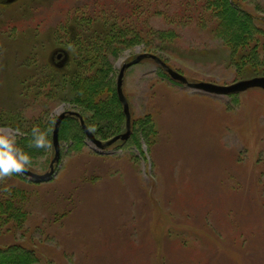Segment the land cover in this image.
<instances>
[{
	"label": "rangeland",
	"instance_id": "rangeland-1",
	"mask_svg": "<svg viewBox=\"0 0 264 264\" xmlns=\"http://www.w3.org/2000/svg\"><path fill=\"white\" fill-rule=\"evenodd\" d=\"M258 76L264 0H0V127L53 170L0 181V255L264 264V90L194 87ZM34 125L47 150L27 148Z\"/></svg>",
	"mask_w": 264,
	"mask_h": 264
},
{
	"label": "clouds",
	"instance_id": "clouds-1",
	"mask_svg": "<svg viewBox=\"0 0 264 264\" xmlns=\"http://www.w3.org/2000/svg\"><path fill=\"white\" fill-rule=\"evenodd\" d=\"M20 130L11 126L0 127V181L14 175H22L29 171L32 155L18 143ZM49 132L34 125L31 128L27 148L47 150L50 148ZM6 187L5 191H10Z\"/></svg>",
	"mask_w": 264,
	"mask_h": 264
},
{
	"label": "water",
	"instance_id": "water-1",
	"mask_svg": "<svg viewBox=\"0 0 264 264\" xmlns=\"http://www.w3.org/2000/svg\"><path fill=\"white\" fill-rule=\"evenodd\" d=\"M143 57H145V56L144 55L138 56L137 59H135V60L139 61ZM134 62L135 61L122 64V66L119 70L118 80H117V91L119 94H121L120 88H121L124 70L127 66H130ZM169 75L174 80H180L183 82L185 81V78L181 74H179L175 71L169 70ZM194 87L197 89L209 92V93L222 94V95L236 93V92H242V91H245V90H247L249 88H253V87H258V88H261L264 90V76H261V77L258 76V77H253V78L246 79V80H241V81L232 83L230 85H217V84L210 83V82H197L194 84ZM64 116H65V113H61L58 116L57 121H56V125H55V127L53 129V133H52V143L54 145L56 153L58 152V146H59V143H58L59 142V140H58L59 123L63 119ZM86 134H87V137L89 138L90 141H92L96 146H99L102 148L103 146L109 145L118 139H121V140L126 139L129 135V131L127 130L125 133L114 136L111 140H109L105 144H102L99 140L95 139L91 133L87 132ZM52 171L53 170L51 169L50 172L48 171L42 175H36L30 171L26 172V174L32 178H45V177H48L52 173Z\"/></svg>",
	"mask_w": 264,
	"mask_h": 264
},
{
	"label": "trees",
	"instance_id": "trees-1",
	"mask_svg": "<svg viewBox=\"0 0 264 264\" xmlns=\"http://www.w3.org/2000/svg\"><path fill=\"white\" fill-rule=\"evenodd\" d=\"M0 262H2V264H16L19 261L17 259H14L12 255H9V256L8 255H6V256L5 255L4 256L0 255Z\"/></svg>",
	"mask_w": 264,
	"mask_h": 264
},
{
	"label": "flooded vegetation",
	"instance_id": "flooded-vegetation-1",
	"mask_svg": "<svg viewBox=\"0 0 264 264\" xmlns=\"http://www.w3.org/2000/svg\"><path fill=\"white\" fill-rule=\"evenodd\" d=\"M59 57V56H58Z\"/></svg>",
	"mask_w": 264,
	"mask_h": 264
}]
</instances>
